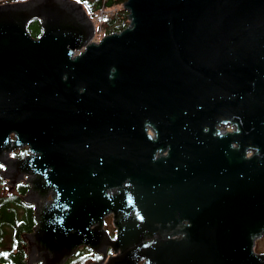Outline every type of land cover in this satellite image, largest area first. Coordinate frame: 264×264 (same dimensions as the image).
Returning <instances> with one entry per match:
<instances>
[{"label":"water","instance_id":"obj_1","mask_svg":"<svg viewBox=\"0 0 264 264\" xmlns=\"http://www.w3.org/2000/svg\"><path fill=\"white\" fill-rule=\"evenodd\" d=\"M122 6L127 26L95 42L78 1L0 3L1 177L12 185L33 172L54 190L46 231L64 245L56 260L62 264L73 246L94 247L102 229L91 226L105 210L89 201L104 193L105 181L115 183L80 177L63 155L62 102L90 108L97 142L107 135L121 149L125 141L123 180L134 191L154 188L140 176L144 127L174 132L194 147L187 187L221 192V223L192 243H161L157 264H187L181 254L187 249L199 264H264V253L252 249L264 235V0H125ZM32 20L40 22L37 38L27 30ZM220 125L233 129L221 132ZM25 146L30 155L10 156ZM123 253L119 264L135 262Z\"/></svg>","mask_w":264,"mask_h":264},{"label":"flooded vegetation","instance_id":"obj_2","mask_svg":"<svg viewBox=\"0 0 264 264\" xmlns=\"http://www.w3.org/2000/svg\"><path fill=\"white\" fill-rule=\"evenodd\" d=\"M232 129L228 125L217 127L221 132ZM61 131L63 155L74 162L80 177L115 179L114 184L105 181L104 193L98 197L94 192L89 201L93 209L105 210L102 220L91 226L102 229L94 234V247L73 246L62 264H119L123 250L135 260L133 264H157L161 243H192L191 239L202 236L205 229L221 223V192L187 187L193 178L190 160L194 147L187 140L181 142L177 133L144 127L147 140L143 139L140 150V176L154 181V188L134 191L123 180L128 153L125 141L120 142L121 149L112 147L107 135L102 134L97 142L90 108L86 111L75 100H64ZM30 154L29 146H25L10 156L20 159ZM121 158H125L124 163ZM8 182L0 175V204L6 203L4 219H0V264H56L64 245L59 248L55 237L46 231V213L54 203V190L33 172L23 174L12 185ZM92 185L97 187V180ZM262 237L254 240L255 254L264 253L256 248ZM187 251L181 253L187 257V264H199L197 255Z\"/></svg>","mask_w":264,"mask_h":264},{"label":"trees","instance_id":"obj_3","mask_svg":"<svg viewBox=\"0 0 264 264\" xmlns=\"http://www.w3.org/2000/svg\"><path fill=\"white\" fill-rule=\"evenodd\" d=\"M15 1H22V0H0V3L4 2H15ZM80 2L87 12L89 16H92L96 10H100L102 7L105 8H112L116 7V12L114 15L110 18H106L105 20V27H106V33H112V32H118L124 29L127 24V13L123 9H120V5L125 0H76ZM27 30L31 34L32 37L37 38L41 34L40 29V22L39 20H32L27 25ZM1 169V166H0ZM6 208V203L0 204V219L2 221L4 214V211ZM4 225V224H2ZM1 226V225H0Z\"/></svg>","mask_w":264,"mask_h":264},{"label":"built area","instance_id":"obj_4","mask_svg":"<svg viewBox=\"0 0 264 264\" xmlns=\"http://www.w3.org/2000/svg\"><path fill=\"white\" fill-rule=\"evenodd\" d=\"M116 12V7L112 8H105L102 7L93 17V20L95 22V33L103 30L104 26V19L107 17H111Z\"/></svg>","mask_w":264,"mask_h":264},{"label":"rangeland","instance_id":"obj_5","mask_svg":"<svg viewBox=\"0 0 264 264\" xmlns=\"http://www.w3.org/2000/svg\"><path fill=\"white\" fill-rule=\"evenodd\" d=\"M105 35V33H103V30L101 29L100 31L95 33L94 36V40H99L100 38H102ZM256 248L258 251L260 250H264V237H262L260 240H258L257 244H256Z\"/></svg>","mask_w":264,"mask_h":264},{"label":"bare ground","instance_id":"obj_6","mask_svg":"<svg viewBox=\"0 0 264 264\" xmlns=\"http://www.w3.org/2000/svg\"><path fill=\"white\" fill-rule=\"evenodd\" d=\"M97 11V10H96Z\"/></svg>","mask_w":264,"mask_h":264}]
</instances>
